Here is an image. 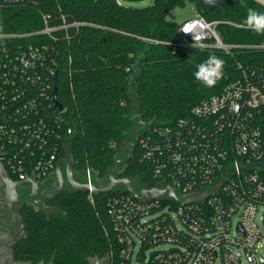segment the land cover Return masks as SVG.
Returning <instances> with one entry per match:
<instances>
[{
  "label": "built area",
  "instance_id": "1",
  "mask_svg": "<svg viewBox=\"0 0 264 264\" xmlns=\"http://www.w3.org/2000/svg\"><path fill=\"white\" fill-rule=\"evenodd\" d=\"M43 18L45 27L37 32L48 35L79 25L63 16L52 26L49 14ZM180 24L190 42L195 38L226 52L233 47L222 39L217 19L199 14ZM56 51L47 43L0 45V159L16 180L54 172L73 134L64 108L53 101ZM237 68L238 76L224 69L217 89L188 116L153 125L138 141L142 160L153 167V186L165 183L184 196L231 177L202 203L143 201L123 191L107 196L109 229L122 263L264 264V64L238 62ZM86 171L91 185L92 169ZM87 192L94 202L91 188ZM109 256L112 264L113 252Z\"/></svg>",
  "mask_w": 264,
  "mask_h": 264
},
{
  "label": "trees",
  "instance_id": "2",
  "mask_svg": "<svg viewBox=\"0 0 264 264\" xmlns=\"http://www.w3.org/2000/svg\"><path fill=\"white\" fill-rule=\"evenodd\" d=\"M129 1L141 0H0V33H30L0 38V45L47 43L57 48L53 56L58 99L76 134L72 148L75 166L78 171L91 168L99 177L107 174L121 142L134 127L128 83L139 70L138 60L146 54L145 71L134 87L142 98V118L147 122L172 124L217 89L193 76L196 65L209 55L222 58L224 69L233 76L240 75L238 62L252 67L264 64V35L243 24L248 8L264 12V3L258 0H230L224 8L213 10L201 0H152L146 6L127 4ZM189 1L207 19L220 21L222 39L233 46L230 52L210 44H204V50L193 47L181 34V24L167 18L170 11ZM44 14L50 15L52 26L62 23L63 16L68 24L79 25L52 35L37 32L45 27ZM135 151L125 173L155 185L153 167L142 160L139 143ZM112 194H95L92 202L85 191L61 193L53 200L60 211L52 216L25 204L22 215L27 237L17 243L16 253L34 261L52 260L53 264H90V257L102 259L113 252L112 264H125L109 229L105 199Z\"/></svg>",
  "mask_w": 264,
  "mask_h": 264
},
{
  "label": "water",
  "instance_id": "3",
  "mask_svg": "<svg viewBox=\"0 0 264 264\" xmlns=\"http://www.w3.org/2000/svg\"><path fill=\"white\" fill-rule=\"evenodd\" d=\"M201 1L204 3L207 9L213 10L215 8H221V9L224 8L225 5L230 0H201ZM146 58H147V54L145 58L138 60L137 65L139 70H137V72L132 74L129 78V83H128L129 92L133 98L131 104L133 113L131 115V119L133 121L134 127L130 131L132 137L131 138L127 137L126 140L121 142L120 152L116 156L114 163L110 166V168L107 171V174L105 175L108 178L109 183L104 186H99L96 182V177H99V173L94 172L93 170H92L93 183L91 185L87 182L86 170H84L86 174V180L83 183H79L75 179L74 176L75 161L73 159L72 148L76 134H73L68 139V142L65 145L64 156L58 160L55 169V172L58 174V176L61 179V183L59 187H57L53 191V193L44 197L43 199L37 198L39 195V190L38 189L35 190L36 193L33 199L39 201L38 203L44 204L45 205L44 210L46 211L51 210V212L54 213L52 209L46 205V201L48 199H51L53 196H55L57 193L63 190L64 181H65L62 172L63 164L66 165V169H67L66 178L73 188L72 192H78V191L87 192L89 191L90 188L94 194L123 191V192H130L132 195L143 201L151 198H164V199H176L177 201H187V202L196 201L202 203L206 200V198L210 194L216 193L219 190L220 186H222L231 177L230 174L231 172H230L227 174V177L225 179H221L213 189L210 190L205 189L204 192L202 193L194 192L183 196L178 193L176 188H174L171 185H165V183H158L156 186L148 187L147 184L143 183L144 178L142 176H138V175L126 176V177L116 176L114 171L119 165H123L120 174L125 173L127 163L133 157L132 150L135 149L136 146L138 145L139 138L144 133H146L153 125L160 123L156 120L151 122H147L143 120L141 113L142 98L134 87L136 81L140 79L141 75L145 71L144 62ZM57 86H58V81L56 76L54 90H53V101L55 105L62 110L63 105L58 99ZM120 154L123 156H120ZM0 179L1 181H3L4 184V191H5L6 199L8 201V214L11 218V224L15 229L14 231H9L6 228L0 229V243L6 244L8 246H13L27 237L24 216L21 213L24 203L22 202L18 187L23 183L31 182L33 183V185L36 186V188H38L39 184L35 176H32L25 180L14 181L11 174L9 173V171L7 170L6 166L4 165L1 159H0ZM90 264H110V257L106 256L105 258L102 259H98L97 257H94L93 260L90 261Z\"/></svg>",
  "mask_w": 264,
  "mask_h": 264
},
{
  "label": "flooded vegetation",
  "instance_id": "4",
  "mask_svg": "<svg viewBox=\"0 0 264 264\" xmlns=\"http://www.w3.org/2000/svg\"><path fill=\"white\" fill-rule=\"evenodd\" d=\"M131 137H132V134L130 133L128 138H131ZM132 155H133V157L131 158V160L133 158H135L137 155V152L135 151V149L132 150ZM120 156H123V155L120 154ZM128 163H127V165H128ZM122 167H123V165H119L115 169L114 173L116 174V176H124V177L136 176V175H132V174L128 175L127 173L120 174ZM62 172L64 175L63 177L65 178L63 190L61 192L57 193L51 199H48L46 201V205L49 206L54 213L59 212L60 210H59V207L53 203V200L61 193L73 191L72 186L70 185V183L68 182V180L66 178L67 169H66L65 164H63V166H62ZM74 176H75V179L79 183H83L86 180L85 172L80 171V170L78 171L76 166H74ZM13 180L18 181L15 178H13ZM37 181L39 184L38 188H36V186L33 185V183H31V182L23 183L18 187L22 202L24 203L23 207L25 204H27V205L32 206L36 211H45L47 215L52 216L54 213H52L51 210L50 211L44 210L45 205L38 203L39 201H36L33 198L35 197V193H36L35 190L36 189L39 190V195L37 197L38 199H43L44 197L53 193V191L57 187H59V185L61 183V179L58 176V174L54 171V172H51L50 174H48L43 179H40V180L37 179ZM96 182L99 186H104V185H107L109 183V180L106 176H101V177H96ZM143 183L148 185V183L145 181H143ZM23 207H22V209H23ZM21 213H22V211H21ZM48 213H50V214H48ZM3 228L8 229L9 231L15 230L11 224V218L8 214V201L6 199V195H5V191H4V184H3V181H1V179H0V229H3ZM16 245L17 244H15L13 246H8L6 244L0 243V264H53L52 260L46 261L44 258H42L41 260H38V261H34L32 259H25V258L19 257V255L16 253V249H15ZM93 258L94 257H90L89 260L92 261ZM110 264H111V258H110Z\"/></svg>",
  "mask_w": 264,
  "mask_h": 264
},
{
  "label": "clouds",
  "instance_id": "5",
  "mask_svg": "<svg viewBox=\"0 0 264 264\" xmlns=\"http://www.w3.org/2000/svg\"><path fill=\"white\" fill-rule=\"evenodd\" d=\"M243 24L249 30L264 35V12H260L255 8H248ZM184 33H188L184 31ZM193 47H199L204 50L203 43L193 41ZM225 61L216 55H209L206 60L196 65L193 73L195 80L199 81L207 87H214L215 84L224 76Z\"/></svg>",
  "mask_w": 264,
  "mask_h": 264
},
{
  "label": "rangeland",
  "instance_id": "6",
  "mask_svg": "<svg viewBox=\"0 0 264 264\" xmlns=\"http://www.w3.org/2000/svg\"><path fill=\"white\" fill-rule=\"evenodd\" d=\"M152 3V0H141V1H129L127 4H131L134 6H146ZM199 14H203L197 4L193 1H189L185 7H177L169 12L167 18L172 21H176L178 23H182L185 20L191 18H197ZM210 17H214L210 15ZM237 219H235L236 221ZM109 256V255H107ZM99 259V258H98ZM135 262V259H134Z\"/></svg>",
  "mask_w": 264,
  "mask_h": 264
}]
</instances>
